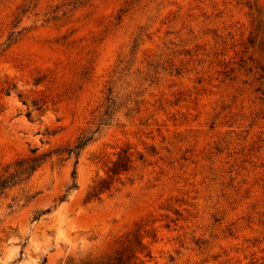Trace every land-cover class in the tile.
<instances>
[{
  "label": "rangeland",
  "instance_id": "obj_1",
  "mask_svg": "<svg viewBox=\"0 0 264 264\" xmlns=\"http://www.w3.org/2000/svg\"><path fill=\"white\" fill-rule=\"evenodd\" d=\"M0 264H264V0H0Z\"/></svg>",
  "mask_w": 264,
  "mask_h": 264
}]
</instances>
